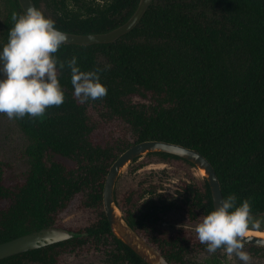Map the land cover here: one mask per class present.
Instances as JSON below:
<instances>
[{"label":"trees","instance_id":"1","mask_svg":"<svg viewBox=\"0 0 264 264\" xmlns=\"http://www.w3.org/2000/svg\"><path fill=\"white\" fill-rule=\"evenodd\" d=\"M32 1L42 10L43 0ZM105 2L85 16L64 0L42 11L60 30L87 34L120 25L139 0ZM5 3L0 46L7 42L12 13H23L18 0ZM55 55L77 56L84 71L110 65L100 73L107 95L80 103L65 67L58 70L64 102L49 106L43 117L13 119L26 138L27 164L18 169L0 158V242L61 226L60 218L74 208L95 210L97 218L68 228V239L10 255L0 264H64L93 252L104 253L110 264H147L113 234L102 203L112 162L147 139L197 150L213 165L223 199L235 193L238 204L250 198L252 214L264 211V0H152L115 41L64 43ZM146 155L193 166L165 152ZM178 193L191 221L213 210L204 177L182 181ZM114 201L125 221L171 264H204L188 257L209 254L196 235L161 226L169 204L148 198L136 205L133 190L119 194L116 188Z\"/></svg>","mask_w":264,"mask_h":264},{"label":"clouds","instance_id":"2","mask_svg":"<svg viewBox=\"0 0 264 264\" xmlns=\"http://www.w3.org/2000/svg\"><path fill=\"white\" fill-rule=\"evenodd\" d=\"M7 42L0 46V114L9 119L43 117L49 106H59L65 95L58 70H70L73 95L80 103L102 99L107 87L100 73L110 65L81 70L78 57L61 60L55 53L66 42V34L55 21L37 7L23 13L13 12ZM235 193L222 199L220 205L203 216L195 226L197 238L209 254L221 249L229 258L250 264L245 250L249 228L260 229L261 221L251 213L250 198L239 204ZM264 234V233H257Z\"/></svg>","mask_w":264,"mask_h":264},{"label":"rangeland","instance_id":"3","mask_svg":"<svg viewBox=\"0 0 264 264\" xmlns=\"http://www.w3.org/2000/svg\"><path fill=\"white\" fill-rule=\"evenodd\" d=\"M67 7L79 15L85 16L101 8L105 0H64ZM6 0H0V37L3 23L8 13ZM57 6L56 0H43L41 8L48 13ZM26 145V138L20 132L13 119L0 114V158L11 161L16 168L26 167V159L22 151ZM204 177L200 169L190 166L176 159H161L153 155L142 154L136 160L128 162L118 174L114 188L117 192L134 191L136 205L141 201L154 198L171 206L166 212H161L160 224L169 230L183 229L196 235L195 226L202 220L191 221L186 216L185 210L180 206L179 189L182 181L200 182ZM118 208V207H117ZM119 209V208H118ZM120 214L122 212L119 210ZM97 213L92 209L74 208L65 213L58 223L61 228L76 229L93 222ZM123 216V215H122ZM254 219L261 221L260 229L249 228L252 231L264 233V211L252 214ZM138 233V232H137ZM263 247V246H260ZM251 254L250 264H264V248L257 251L245 246ZM102 252H93L78 257H70L64 264H110ZM190 261L207 264H242L235 256L229 258L222 251L217 254L193 253L188 256ZM125 264V263H121Z\"/></svg>","mask_w":264,"mask_h":264},{"label":"water","instance_id":"4","mask_svg":"<svg viewBox=\"0 0 264 264\" xmlns=\"http://www.w3.org/2000/svg\"><path fill=\"white\" fill-rule=\"evenodd\" d=\"M151 1L139 0L132 14L123 23L104 32L81 34L62 30L67 36L65 44L89 45L113 42L137 24ZM18 3L23 12L28 7L34 6L32 0H18ZM155 151L176 155L189 161L198 169H202L204 178L209 186L213 209L220 205L223 196L218 177L211 162L197 150L180 143L157 139L143 140L127 147L112 162L106 174L102 191L103 210L111 231L147 264H171L159 250L147 242L125 221L114 201V185L121 169L128 162L140 157L142 154ZM71 236L72 233L58 226L43 227L0 242V259L65 240ZM245 243L264 246V236L249 234L245 238Z\"/></svg>","mask_w":264,"mask_h":264},{"label":"bare ground","instance_id":"5","mask_svg":"<svg viewBox=\"0 0 264 264\" xmlns=\"http://www.w3.org/2000/svg\"><path fill=\"white\" fill-rule=\"evenodd\" d=\"M200 171H201V173H203V170L202 169ZM257 233H258V231H255L254 232V231H252V230L249 229V234H255V235L264 236V234H257ZM259 233H262V232H259Z\"/></svg>","mask_w":264,"mask_h":264}]
</instances>
